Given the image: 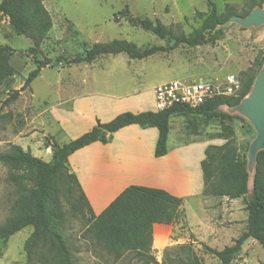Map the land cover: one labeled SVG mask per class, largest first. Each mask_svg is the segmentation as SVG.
<instances>
[{"label": "rangeland", "instance_id": "374dc122", "mask_svg": "<svg viewBox=\"0 0 264 264\" xmlns=\"http://www.w3.org/2000/svg\"><path fill=\"white\" fill-rule=\"evenodd\" d=\"M209 1L214 3L218 13H222L226 6L234 8L237 14L249 9L248 0ZM44 6L51 16L52 28L35 54L30 52L32 42L24 36L16 35L8 19L0 14V45L14 49L9 57V63L14 69L10 90L2 88L0 91V154L7 152L11 145H19L24 151H29V115L33 107L42 106L44 99L51 98L50 93L53 91L45 89L48 83L86 80L105 93L139 92L145 101L151 103L154 99L151 93L153 88L174 80H193L199 77L222 79L233 74L241 84V74L252 67L258 56L264 55V25L242 28L230 24L223 28L221 38L213 45H181L168 49L171 43L141 30L131 22L133 18L159 20L176 33L188 34L201 25L195 12H207V0H45ZM114 39L132 42L141 51L152 47L165 50L144 59H130L125 54H119L101 56L89 64L66 65L57 61L61 57L68 60L82 55L94 43ZM45 59H49L50 63L41 69L30 84L33 90L29 92V86L20 91L16 101L5 104L11 90L21 89L28 73L35 68V61L43 62ZM221 111L227 113L226 108H221ZM197 119L188 123L185 120L183 122L181 117L170 119L169 148L174 149L184 142V129L187 138L194 129L196 134L192 135L210 141L211 146H220L225 142L220 136L223 132L219 120L205 122L203 118ZM224 125L233 129L232 141L236 152L240 158L247 160L248 146L255 137L254 129L238 114H231ZM36 158L50 160L43 148ZM30 174V170L15 171L0 162V226L15 213L17 191L21 186L30 185ZM76 197L72 185L64 182L60 186L58 200L62 214L61 233L68 241L76 264H179L194 259L200 260L202 264H219L201 246V243L209 246L205 235L198 234L195 227L191 229L187 224L186 219L192 222L198 210V202L194 198L187 199L182 205L184 216L172 224L169 245L161 251L152 250L150 257L154 262H148L143 258H135L131 253L115 261L99 245L91 243L84 233L88 220L86 210L82 208L75 212L72 209ZM250 197L251 177L248 194L238 198L242 211L246 210ZM215 198L220 200L218 207L211 212L207 211L213 216L211 223L228 229L230 223L223 220L225 216L220 206H229L236 199ZM32 230V227H26L6 241L0 239V264H26L23 245ZM213 237L210 235V239ZM40 252L44 253V250ZM41 253L34 256L32 264H52L50 256L41 257ZM231 264H264V249L255 240L248 244L244 242L239 255Z\"/></svg>", "mask_w": 264, "mask_h": 264}, {"label": "trees", "instance_id": "16d2710c", "mask_svg": "<svg viewBox=\"0 0 264 264\" xmlns=\"http://www.w3.org/2000/svg\"><path fill=\"white\" fill-rule=\"evenodd\" d=\"M44 1H0V14L8 19V24L16 35L24 36L32 42L33 47L30 52L33 54L37 53L40 43L52 28V19L44 6ZM248 1L249 9L237 14L230 6H226L222 13H218L214 3L207 0V12H195V17L201 20V25L188 34L176 33L159 20L133 18L131 22L141 30L171 43L168 49L181 45L188 47L213 45L221 38L224 24L230 18L236 15L246 17L255 7L264 4V0ZM164 50V48L152 47L141 51L132 42L114 39L109 42L94 43L82 55L68 60L61 57L57 61L66 65L89 64L101 56L119 54H125L130 59H144ZM13 52L14 49L8 45H0V91L2 88L10 90L14 69L9 63V57ZM263 62L264 55L258 56L252 67L241 74V90L238 97H216L194 109L177 105L162 112L121 113L109 122H97L91 130L66 144L59 145L47 139L46 143L50 142L52 146L49 161L34 157L19 145H11L7 152L0 154V162L15 171L30 170V185L18 189L14 202L15 213L0 226V239L6 241L24 228L32 227L33 230L23 245L26 264H32L34 256L41 253L39 250H44L41 257L50 256L52 264H76L71 256L68 241L62 235L60 228L62 214L58 192L60 186L66 182L69 186H73L77 195L72 209L77 212L84 208L88 214L84 233L91 243L99 245L115 261L131 253L135 258L154 262L150 257L153 225H172L183 218L182 199L161 189L129 186L95 216L75 175L67 168L68 157L94 142L106 143L109 134L129 125L156 128L158 137L154 155L162 157L167 153L172 117H183L187 123L198 121L197 118H203L205 122L217 119L223 132L220 136L225 142L220 146H208L205 150V158L201 162L202 195L241 198L249 192L247 160L237 154L232 141L233 129L224 125V121L229 119L230 115L221 111V108L237 106L246 97ZM49 63V59L43 62L35 61V68L28 73L21 89L11 90L5 104L16 101L20 91L27 89L41 69ZM191 133L196 134V131L192 129ZM246 212V229L233 240L232 245L216 250L201 243L202 248L216 258L219 264H231L248 239L255 240L264 249V151H260L256 157L251 181V197ZM179 264H202V262L194 259L192 262Z\"/></svg>", "mask_w": 264, "mask_h": 264}, {"label": "crops", "instance_id": "0c3cea01", "mask_svg": "<svg viewBox=\"0 0 264 264\" xmlns=\"http://www.w3.org/2000/svg\"><path fill=\"white\" fill-rule=\"evenodd\" d=\"M45 86L46 90L53 91L51 98L44 99L42 106L33 107L29 115V152L35 157L46 146L47 139L63 145L91 130L97 122H109L121 113L155 111L154 99L148 103L139 92L105 93L86 80L59 81ZM29 88L31 92L32 86ZM151 93L153 97V91ZM183 132L182 144L171 149L167 140V153L155 157L157 129L129 125L109 134L106 143L94 142L77 150L68 157L66 165L75 175L95 216L129 186L161 189L182 199L183 204L187 199H196L198 210L192 222L186 219L188 226L205 235L211 248L222 250L245 231L247 212L240 209L236 199L229 206H220L225 216L223 220L230 223L228 229L211 223L210 212L218 207L220 200L202 195L201 162L212 143L192 134L187 138L186 130ZM171 231L172 225H153V251H161L169 245ZM210 235L214 237L210 239ZM251 240H246L245 244Z\"/></svg>", "mask_w": 264, "mask_h": 264}, {"label": "built area", "instance_id": "2783aa9c", "mask_svg": "<svg viewBox=\"0 0 264 264\" xmlns=\"http://www.w3.org/2000/svg\"><path fill=\"white\" fill-rule=\"evenodd\" d=\"M241 84L237 76L228 74L218 77H199L193 80H174L161 83L153 88L154 110L162 112L181 105L191 109L216 97H238ZM46 155H52L51 143L43 146Z\"/></svg>", "mask_w": 264, "mask_h": 264}, {"label": "water", "instance_id": "95a60500", "mask_svg": "<svg viewBox=\"0 0 264 264\" xmlns=\"http://www.w3.org/2000/svg\"><path fill=\"white\" fill-rule=\"evenodd\" d=\"M230 24H236L242 28L263 26L264 4L261 7H255L246 17L236 15L230 18L224 27ZM226 110L230 115L238 114L243 117L255 131V137L248 146L246 156V170L252 181L257 154L264 151V62L254 79L251 91L237 106L226 108Z\"/></svg>", "mask_w": 264, "mask_h": 264}]
</instances>
